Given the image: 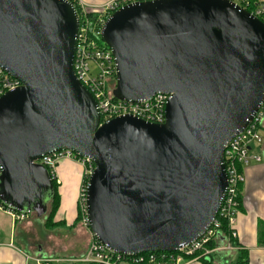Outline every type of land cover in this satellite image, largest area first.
I'll return each instance as SVG.
<instances>
[{
    "label": "water",
    "instance_id": "obj_1",
    "mask_svg": "<svg viewBox=\"0 0 264 264\" xmlns=\"http://www.w3.org/2000/svg\"><path fill=\"white\" fill-rule=\"evenodd\" d=\"M79 17L68 0H0V67L20 82L0 96V202L41 216L53 196L38 161L71 151L94 167L90 234L109 250L175 252L211 226L226 190L223 151L264 102V23L230 0H151L114 11L101 38L113 97L167 94L165 120L100 124L77 80Z\"/></svg>",
    "mask_w": 264,
    "mask_h": 264
},
{
    "label": "built area",
    "instance_id": "obj_2",
    "mask_svg": "<svg viewBox=\"0 0 264 264\" xmlns=\"http://www.w3.org/2000/svg\"><path fill=\"white\" fill-rule=\"evenodd\" d=\"M72 1L77 8L79 28L75 40L73 53V71L77 80L87 89L96 102L100 115V124L120 116H133L152 124H162L165 120V106L169 99L167 94H156L147 101L127 102L116 99L112 95L115 89V64L110 49L101 38V29L106 19L119 8L134 2L151 0H112L104 6H86L80 0ZM241 9H250L251 15L264 20V3L258 0H230ZM254 1V2H253ZM75 8V9H76ZM264 23V21H262ZM91 66L94 68L91 70ZM20 82L11 77L0 67V96L13 91L20 86ZM264 122V102L256 112L251 122L239 134L234 136L223 151V166L226 173V190L215 220L211 226L196 241L182 247L175 252H147L127 255L109 250L97 241L89 232L88 219L85 211V185L79 196L80 217L79 225L89 232V241L84 254L73 260L57 258H39L36 264H183L188 259L206 258L220 247H209L218 240H235L234 224L239 207L240 187L244 181L241 168L249 165L253 160L259 162L260 155L252 152V144L260 147L264 143L260 135ZM69 159L83 165V174L87 180L93 170V163L80 158L71 151H57L42 157L38 163L43 165L49 176L55 178V165L59 160ZM83 178V179H84ZM84 181V180H83ZM0 208L9 213L15 220H22L27 214L13 211L0 202ZM223 227L227 234H224Z\"/></svg>",
    "mask_w": 264,
    "mask_h": 264
},
{
    "label": "crops",
    "instance_id": "obj_3",
    "mask_svg": "<svg viewBox=\"0 0 264 264\" xmlns=\"http://www.w3.org/2000/svg\"><path fill=\"white\" fill-rule=\"evenodd\" d=\"M86 6H104L112 0H80ZM264 3V0H258ZM264 132V122L262 125ZM258 149V150H257ZM254 153L261 160L241 168L244 181L240 187L239 207L234 224L236 238L228 246L227 240L214 242L221 249L213 251L208 259H188L183 264H264V143ZM83 165L69 159L59 160L55 165V192L58 197V208L52 216L51 223L45 224V213L37 216L27 214L22 220H15L4 209L0 208V264H36L37 259L50 257L47 244L36 235L17 239L16 231L29 232L31 220L35 219L45 229L61 228L67 230L68 249L75 242L83 245L80 258L89 241V232L76 221L80 191L83 185ZM49 215V214H48ZM45 217V218H44ZM73 257V256H72ZM77 258V259H78ZM70 260L67 258H57Z\"/></svg>",
    "mask_w": 264,
    "mask_h": 264
},
{
    "label": "rangeland",
    "instance_id": "obj_4",
    "mask_svg": "<svg viewBox=\"0 0 264 264\" xmlns=\"http://www.w3.org/2000/svg\"><path fill=\"white\" fill-rule=\"evenodd\" d=\"M94 68L91 66V70ZM260 135L264 139V132L263 130H260ZM257 149V146L252 144V152H254ZM258 150V149H257ZM85 181V178L83 179ZM55 181V179H53ZM86 183V182H85ZM83 182V187H84ZM80 205L78 203L77 208V216L80 217ZM51 205L49 204L47 207V212L45 217L48 218V214L50 213ZM44 217V218H45ZM46 218V219H47ZM32 228L29 230V232H22V231H16V237L19 239V237H22V234H24V238H27L30 236H38L39 239L42 242H45L47 244V250H49L50 253H52V258H67L70 260L77 259L80 256V251L82 250V243L81 242H75L74 247L72 249H68V247H65L69 245L67 237L70 236V233L67 232V230H63L61 228H55V229H45L42 226H39L35 219L31 220ZM70 246V245H69ZM73 256V257H72ZM209 257H206L205 259H208ZM57 264H77L72 262L67 263H57Z\"/></svg>",
    "mask_w": 264,
    "mask_h": 264
},
{
    "label": "trees",
    "instance_id": "obj_5",
    "mask_svg": "<svg viewBox=\"0 0 264 264\" xmlns=\"http://www.w3.org/2000/svg\"><path fill=\"white\" fill-rule=\"evenodd\" d=\"M72 2V1H71ZM254 2V1H253ZM75 8H76V6H75ZM76 10H77V8H76ZM78 11V10H77ZM247 11L248 12H251V10L250 9H247ZM261 21H264L263 19L261 20ZM84 182V184H85V182H87V180H85V181H83ZM52 186H53V196H52V198H51V200H50V205H51V209H50V213H49V215H48V218L45 220V224L47 225V226H53V225H56V224H53V223H51V219H52V216L54 215V213H55V211L57 210V208H58V197H57V194H56V192H55V183H54V181L52 180ZM78 220H79V216H77L76 217V221L78 222ZM224 234H227V231H226V228L225 227H223V231H222ZM209 247H214V243H212V244H210L209 245ZM200 259H202V260H205V258H200ZM207 264H210L209 262L207 263Z\"/></svg>",
    "mask_w": 264,
    "mask_h": 264
},
{
    "label": "flooded vegetation",
    "instance_id": "obj_6",
    "mask_svg": "<svg viewBox=\"0 0 264 264\" xmlns=\"http://www.w3.org/2000/svg\"><path fill=\"white\" fill-rule=\"evenodd\" d=\"M49 203H50V201H49ZM49 203L47 204V207H48Z\"/></svg>",
    "mask_w": 264,
    "mask_h": 264
}]
</instances>
